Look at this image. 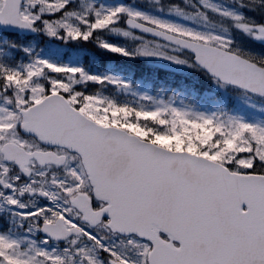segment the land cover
<instances>
[{
  "label": "snow or ice",
  "instance_id": "obj_1",
  "mask_svg": "<svg viewBox=\"0 0 264 264\" xmlns=\"http://www.w3.org/2000/svg\"><path fill=\"white\" fill-rule=\"evenodd\" d=\"M0 264H264V0H0Z\"/></svg>",
  "mask_w": 264,
  "mask_h": 264
},
{
  "label": "trees",
  "instance_id": "obj_2",
  "mask_svg": "<svg viewBox=\"0 0 264 264\" xmlns=\"http://www.w3.org/2000/svg\"><path fill=\"white\" fill-rule=\"evenodd\" d=\"M122 59V58H121ZM121 63V62H120ZM134 75L138 78H140L143 75V72L139 69L135 70Z\"/></svg>",
  "mask_w": 264,
  "mask_h": 264
},
{
  "label": "rangeland",
  "instance_id": "obj_3",
  "mask_svg": "<svg viewBox=\"0 0 264 264\" xmlns=\"http://www.w3.org/2000/svg\"><path fill=\"white\" fill-rule=\"evenodd\" d=\"M142 2H144V3H148V2H150V0H142ZM161 2H167V0H161ZM108 55H113V53H108Z\"/></svg>",
  "mask_w": 264,
  "mask_h": 264
}]
</instances>
